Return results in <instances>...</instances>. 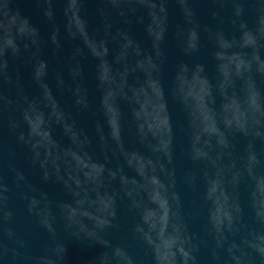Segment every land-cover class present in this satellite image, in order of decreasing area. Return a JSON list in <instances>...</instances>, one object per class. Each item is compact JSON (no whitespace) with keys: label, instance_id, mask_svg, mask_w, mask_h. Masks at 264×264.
<instances>
[{"label":"water","instance_id":"1","mask_svg":"<svg viewBox=\"0 0 264 264\" xmlns=\"http://www.w3.org/2000/svg\"><path fill=\"white\" fill-rule=\"evenodd\" d=\"M28 0H0V19Z\"/></svg>","mask_w":264,"mask_h":264}]
</instances>
